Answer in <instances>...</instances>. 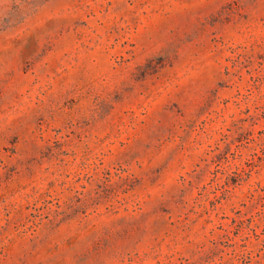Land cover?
Masks as SVG:
<instances>
[{"label": "rangeland", "instance_id": "374dc122", "mask_svg": "<svg viewBox=\"0 0 264 264\" xmlns=\"http://www.w3.org/2000/svg\"><path fill=\"white\" fill-rule=\"evenodd\" d=\"M0 264H264V0H0Z\"/></svg>", "mask_w": 264, "mask_h": 264}]
</instances>
